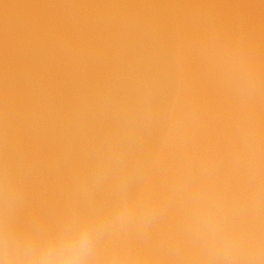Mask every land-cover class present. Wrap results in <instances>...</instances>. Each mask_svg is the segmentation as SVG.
<instances>
[{"label":"clouds","instance_id":"9594fccd","mask_svg":"<svg viewBox=\"0 0 264 264\" xmlns=\"http://www.w3.org/2000/svg\"><path fill=\"white\" fill-rule=\"evenodd\" d=\"M35 7L38 21L6 32L2 46L0 264H264V0ZM57 51L76 80L67 108L51 75ZM190 58L215 106L180 67ZM100 59L110 70L89 81ZM153 124L161 143L146 152ZM54 132L61 157L80 142L77 191L109 197L74 195L51 215L31 205L32 174ZM154 171L162 184L136 197L122 191Z\"/></svg>","mask_w":264,"mask_h":264},{"label":"water","instance_id":"95a60500","mask_svg":"<svg viewBox=\"0 0 264 264\" xmlns=\"http://www.w3.org/2000/svg\"><path fill=\"white\" fill-rule=\"evenodd\" d=\"M134 3L145 0H0V67L3 59V41L5 33L14 37L21 30L29 29L39 19V10L35 7L43 3ZM153 2H167V0H153ZM191 2V0H181ZM217 3H258L260 0H210ZM169 42L164 41L167 48ZM180 67H186L191 74L192 83L198 93L205 98L210 106L218 102L217 93L211 84L200 74V68L195 59H189L187 64L181 63ZM110 70V64L105 59L97 60L88 66L86 76L89 81H100ZM51 75L54 91L67 108L73 101V88L76 83L72 74V66L65 51H57L51 65ZM212 131L217 139L218 159L222 162L224 157V140L219 125L213 123ZM62 136L59 132L50 133L44 140V152L42 163L32 174L29 197L31 205L38 211L54 214L61 206L72 201L74 195L81 202H92L99 198H107L110 192H90L78 188V176L83 163V153L80 142L71 140L70 150L61 157L60 146ZM161 143V132L157 124L149 127L144 138L146 152H150ZM165 175L161 171H154L137 178L122 191L131 197H136L144 191L163 183ZM168 217L165 215L154 227L156 231L165 230Z\"/></svg>","mask_w":264,"mask_h":264}]
</instances>
